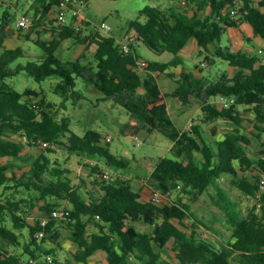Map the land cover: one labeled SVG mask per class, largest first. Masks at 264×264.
<instances>
[{
    "label": "trees",
    "instance_id": "obj_1",
    "mask_svg": "<svg viewBox=\"0 0 264 264\" xmlns=\"http://www.w3.org/2000/svg\"><path fill=\"white\" fill-rule=\"evenodd\" d=\"M37 1L32 29L40 32L39 28L46 26L44 31L52 33L50 40L39 35L34 38L47 52L45 58L13 68L11 62L23 53L20 46L7 48L0 57V162L4 158L10 160L0 163V185H5V190L23 185L29 190L40 191L43 198L56 196L63 200L47 201L42 207L43 216L54 209L67 212L71 239L76 245L73 258L81 264H92L91 257L99 251L105 252L109 264H174L165 256L171 241L174 257L180 264H264V188L261 183L264 149H256L252 138L239 126L225 132L216 146L205 140L200 125H192V129L178 128L157 81L160 73L174 76L170 67L181 62L179 52L189 40L197 41L199 53H204L207 59L210 58L209 47L213 45L215 54L235 68L233 76L228 77L227 71L223 72L221 79L209 85L203 95V78L191 71H183L176 79L178 85L173 95L184 104L190 103L194 95L201 99L207 118L225 119L237 125H241L238 108L243 105L255 114L254 124L264 131V58L221 44L223 33L242 22L249 23L253 33L264 38V0H186L185 7L172 5L168 8L147 5L140 10L139 17L130 22V31L135 32L136 40L129 43L128 52L123 49L121 39L114 34H100L91 28L89 20L85 21V26L77 27L75 15L65 22L54 17L47 24L43 18L51 11H57L64 0ZM194 4L198 9L190 13L188 7ZM69 6L70 9L78 7L77 4ZM233 7L240 11L238 19H233L230 14ZM29 33L28 39L31 38ZM65 40L84 43L87 51L96 43V69L82 62L85 51L72 61L58 57L55 52ZM137 41H143L157 54L168 50L176 56L168 62L148 63L147 75L143 77L138 71ZM23 69L38 81L59 76L57 88L65 100L69 91L75 93L77 78L83 76L103 92L104 99H114L150 131L158 129L167 135L174 142L172 151L176 156L162 157L150 175L155 189L166 196L181 190L190 193L196 201L208 191L213 181L218 182L225 174H231L232 184L256 202L247 213L230 199L221 203L225 192L218 185L217 203L226 210L227 220L233 228L220 248L208 238L199 236L195 229L189 232L182 227L188 219L192 220L194 228L203 223L191 203L181 197L177 202L161 206L154 200H144L141 190L121 177L96 179L94 189L85 192L67 175L68 169L52 167L51 159L44 151L33 160L29 178L25 179V175L18 178L13 168L18 166L15 161L22 159L27 144L46 146L48 152L60 144L71 152L98 156L108 165L127 167L126 160L118 157L103 141L101 132L89 129L83 135L78 134L72 130L69 117L59 119L54 115L52 103L44 96L40 105L32 102L31 97L40 96L41 92L15 89L8 79ZM87 71L90 76L85 73ZM140 87L145 88L144 93H139ZM220 93L234 97L235 102L218 106L209 101L211 96ZM128 126L129 129L124 126L123 131L137 133L140 128L133 123ZM197 153L201 157H197ZM94 168L101 174L98 165ZM8 169L12 170V176L8 175ZM10 179H16L17 184H7ZM3 195L0 194V237L21 246L22 232L27 228L28 240L20 254L0 251V264H20L23 256L40 260L38 264H75L69 258L62 263L55 257L59 249L68 250L60 241L57 218H52L46 225L47 234L38 238L36 233L43 228L41 218L33 223L26 219L22 204L27 199H3ZM64 202H69L71 207H65ZM7 217H10L12 227L5 224ZM139 224L147 228H140ZM47 241L51 243L49 248L45 245ZM48 254H54L52 261L48 260Z\"/></svg>",
    "mask_w": 264,
    "mask_h": 264
},
{
    "label": "rangeland",
    "instance_id": "obj_2",
    "mask_svg": "<svg viewBox=\"0 0 264 264\" xmlns=\"http://www.w3.org/2000/svg\"><path fill=\"white\" fill-rule=\"evenodd\" d=\"M83 1L82 4H79L80 12L85 17L84 19L91 21V28L97 29L104 36L114 34L119 40L127 32L134 33V31H130V22L139 17V12L142 8L147 5L162 6L161 0ZM173 1L178 6H186L182 0ZM37 5V0H0V57L7 48L20 46L23 49V53L11 62V67L13 68H16L19 64H27L30 61L40 62L46 56L47 52L45 49L34 40V38L37 39L36 37L38 35L44 40L52 39V33L50 31H44V27L46 26H41L39 28L40 32L34 31L32 25L25 29L18 26V22L24 14L32 16L33 19L34 9ZM57 14L58 11H51L43 19L46 20L47 24H50L49 19H53ZM70 16H72L71 12L68 14V19ZM6 18H8L6 20L7 23H4ZM140 19L142 21L145 20L144 17ZM103 22L110 25L112 29L106 30L101 28ZM56 24L58 23L56 22ZM248 32L247 28L241 25L231 27L223 33L221 44L224 47L229 46L232 50H238L240 48L238 45H234L235 41L238 40L243 44ZM28 33L31 36L30 39L27 38ZM3 35L5 36L4 39H2ZM252 38L254 42L251 45L254 49L253 51L249 50V53L259 54L264 58V52L259 53L258 51L260 45L264 46V39L254 34H252ZM195 43V39L189 40L186 47L179 53L181 62L170 67L174 74L173 77L165 73H160L157 76V81L166 96L169 114L173 122L180 129H192L191 125H200L205 140L214 146L224 136L225 132L239 126L252 138L253 146L256 149H264V131H260L254 124L255 114L251 110H248L247 107L243 105L239 106L241 125H237L225 119L207 118V114L202 110L201 99L194 95L190 103L185 104L173 95V91L178 85L176 79L180 77L183 71H191L197 77L203 78L204 84L202 86L203 90L201 91L203 95H205V89L209 85L221 79L223 72L227 71L228 77H232L235 72V68L230 66L228 60H224L215 54V47L213 45L209 47L210 58L207 59L204 53L200 54L198 48L193 47ZM85 45L75 40H65L55 53L64 61H72L85 51L86 55L82 58V62L96 69V60L94 58L96 43L91 44L88 51L85 49ZM136 50L139 55V60H145L148 63L168 62L176 56L168 50L162 54H157L143 41H137ZM204 61L207 62L206 65H202ZM138 71L143 77L148 72L146 66L143 67L141 65H139ZM85 73L90 76L89 71ZM8 82L21 92H24L28 88L41 92L40 96L31 97L32 102L40 105L41 98L44 96L47 102L52 103L54 115L59 119L64 116L69 117L72 130L78 134L83 135L89 129L101 132L103 141L106 145H109L111 151L127 162L126 168H120L108 165L98 156L71 152L60 144L54 145L53 150L50 152L46 150V146L39 147L27 144L22 159L15 161L18 166L13 168L18 178L23 175H25V179L29 178L28 172L33 160L39 156L41 151H44L51 159V166L68 169L69 172L67 175L72 178L74 183L79 184L85 192L87 189L91 191L94 189L96 184L93 185V183H96V179H102L101 177H105L104 179L121 177L129 180L134 188L141 190L144 200H153L156 194L161 195L162 202L158 203L161 206L165 205V203L177 202L181 197L191 203L196 215L203 223H199L198 227L194 228L192 220L188 219L182 227L189 232L195 229L199 236L208 238L220 248L224 246L223 242L228 239L233 228L227 220L226 210L217 203L218 198L216 192L218 185L225 192L223 200H220L221 203L230 199L235 204L238 203V209H242L244 213H247L250 207L256 202L253 197L244 194L232 184L233 175L231 174H225L218 182L213 181L208 191L204 192L196 201L192 200L190 193H183L181 190H174L171 196H166L161 191L156 190L150 180V175L162 157L176 156L172 151L174 142L158 129L150 131L147 125L141 123L124 106L115 102L114 99H104L103 92L83 76L77 78L75 93L69 91L66 100L57 88V84L60 82V77L57 75L38 81L32 74L23 69L12 78H9ZM144 91V87L139 88V93H144ZM220 94L211 96L209 101L218 106H223L220 101ZM132 123L133 126L139 125L140 128H138L137 133H132L127 130L123 131L124 126L125 129H129V126L126 127V125ZM259 125L262 126L263 124ZM133 129L131 126V130ZM259 132H261V136L258 137L257 134ZM12 133L9 132V134ZM109 136H111V140L108 139ZM61 139L66 141L65 137ZM197 157H201V155L197 153ZM8 161L10 160L4 158L0 163L5 164ZM96 165H98L101 174L97 173V170L94 168ZM7 173L9 176L13 175L11 169H8ZM7 184L16 185V179L8 180ZM4 188L5 185H0V194L4 193L2 196L3 199L8 197L27 199L22 206L26 219L31 223L44 215L42 207L47 201H63L56 196L43 198L40 191L36 189L29 190L23 185L20 188L16 186L6 190ZM64 203L65 207H71L69 202ZM175 222L178 223V220H175ZM5 224L8 227H12L10 217L6 218ZM56 226L60 232L62 245L65 249L69 250L64 251L59 249L57 255H55L56 259L64 263L69 258L75 264H81L73 258L76 245L71 239V226L69 225L68 218L64 216L57 218ZM139 227L143 229L147 228L142 224H139ZM91 229H95V226H91ZM22 233L21 246L15 245L0 237V251L7 250L8 252L22 253L23 244L28 240V229H24ZM172 242L166 247L165 256L171 259L174 264H180L174 257V252L171 249ZM45 245L48 248L51 247L49 241ZM51 255L54 258V254ZM23 258L27 259L28 257L23 256ZM90 260L92 264H109L104 251H99ZM39 262L40 260H38Z\"/></svg>",
    "mask_w": 264,
    "mask_h": 264
},
{
    "label": "built area",
    "instance_id": "obj_3",
    "mask_svg": "<svg viewBox=\"0 0 264 264\" xmlns=\"http://www.w3.org/2000/svg\"><path fill=\"white\" fill-rule=\"evenodd\" d=\"M84 1L83 0H64L62 2V4L60 6H58V14L55 16L59 22H65L68 20V14L69 12H71L72 15L77 16L78 20L76 21L77 23V27L80 26H85V21H87L88 19H84L85 17H83L81 15L80 12V7L79 4H82ZM70 4H77L78 7L77 8H72L70 9ZM231 16L233 19H238L240 11L238 9V7H233L231 9L230 12ZM83 18V19H82ZM33 23V19L32 16L28 15V14H24L21 19L18 22V26L22 29L28 28L32 25ZM101 28L106 29V30H111L112 27L110 25H108L107 23L103 22L101 24ZM136 40V34L134 33H127L123 36V38L121 39V42L123 44V49L128 52L130 50V46L129 43L134 42ZM259 52H263L264 51V46L260 47L258 49ZM138 64L145 67L148 65V62H146L145 60H138ZM207 62H202V65H206ZM220 101L222 103L223 106H229L231 105L233 102H235L234 97H230L226 94H220ZM192 127V125H191ZM109 140H111V136L108 137ZM261 183H262V187L264 188V172L261 175ZM155 203H161L162 202V197L159 194H156L154 199ZM67 217V212L66 211H59L58 209H54L49 215H45L41 217V225H42V229H40L36 235L38 238H42L44 237L47 233L45 230L46 225H48V223L51 221L52 218H59V217ZM47 258L49 261L53 260V257L51 254L47 255ZM20 264H38V261L36 258H28V259H23L21 260Z\"/></svg>",
    "mask_w": 264,
    "mask_h": 264
},
{
    "label": "crops",
    "instance_id": "obj_4",
    "mask_svg": "<svg viewBox=\"0 0 264 264\" xmlns=\"http://www.w3.org/2000/svg\"><path fill=\"white\" fill-rule=\"evenodd\" d=\"M182 1H184V4H186V0H182ZM161 5L164 7V8H168L169 6H172V5H176V2L175 1H173V0H161ZM179 6H181V5H179ZM188 9H189V11H190V13H192V12H194L196 9H198V7H197V5L196 4H194L193 5V7H188ZM206 11L207 12H209L210 10H209V8H207L206 9ZM243 26L244 28H247V31H249L247 34L248 35H246V39H245V42L243 43V44H241V42L240 41H238V40H236L235 41V46H237L238 45V47L240 48V49H242L243 51H245V52H249V50H251V51H253V49H254V47L251 45L252 44V42H254V40H253V38H252V34H254L253 33V29H252V27H251V25L249 24V23H247V22H242V23H240L239 24V26ZM132 32H133V30H131ZM128 33V32H127ZM126 33V34H127ZM125 35V34H124ZM123 35V36H124ZM255 35V34H254ZM255 36H257V37H259V38H263V37H261L260 35H255ZM264 39V38H263ZM195 42V41H194ZM137 43V42H136ZM196 43H197V41H196ZM195 43V44H196ZM193 45V47H195V48H198V52H199V46H198V44L197 45ZM264 45V44H263ZM186 47V46H185ZM260 47H263L262 45H260ZM184 49V48H183ZM182 51V50H181ZM180 51V52H181ZM179 52V53H180ZM257 136H258V134H257ZM259 137V136H258Z\"/></svg>",
    "mask_w": 264,
    "mask_h": 264
}]
</instances>
